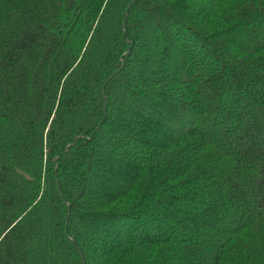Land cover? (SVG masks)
<instances>
[{
    "label": "trees",
    "instance_id": "trees-1",
    "mask_svg": "<svg viewBox=\"0 0 264 264\" xmlns=\"http://www.w3.org/2000/svg\"><path fill=\"white\" fill-rule=\"evenodd\" d=\"M116 97L160 134L108 146ZM108 152L130 175L90 201ZM85 225L99 264H264V0H0V264H97Z\"/></svg>",
    "mask_w": 264,
    "mask_h": 264
},
{
    "label": "rangeland",
    "instance_id": "rangeland-1",
    "mask_svg": "<svg viewBox=\"0 0 264 264\" xmlns=\"http://www.w3.org/2000/svg\"><path fill=\"white\" fill-rule=\"evenodd\" d=\"M140 13V12H139ZM138 13V14H139ZM140 17V16H139ZM140 21L143 23L144 27L142 29V38L140 41V50L143 51L144 56L140 57V62L137 66H135L128 78L131 79L136 85L140 86L141 89L147 91V93H150V90H152L154 79L152 78L153 73L156 72V67L161 62V53H160V46L164 45V41L158 42L156 39L157 36V28L159 26L153 24V20L151 18H148V15H143ZM155 22V20H154ZM107 26L110 30L108 33V37H110V34L112 35V32H114V29L111 28L110 24H96L93 31L97 28H104ZM109 26V27H108ZM90 38H94V33L90 35ZM222 47L224 52L226 53V50L229 48V46L226 44V42H221L218 44ZM95 47L99 49H103L104 47L100 44H91L89 47ZM223 50H219L220 52H223ZM212 62H207L206 64H202V67L206 71L210 66H212ZM127 73L129 70L126 71ZM200 73L203 74V71ZM155 86V85H154ZM157 90H159L158 86H156L155 90L153 89L154 93L157 94ZM114 100V103L116 106L114 107L115 110L119 111V116L116 120H111V129H114V133H110V136H108L105 139V143L109 146H114L118 142V138L124 137L127 135L128 137H135L134 135L136 133L139 134V136L144 135L149 136L152 138V135L160 134V128L158 126L150 125V127H146L144 124H148L149 122L146 121L147 115L145 114L143 109L136 108L134 104L131 102H125L118 100V102ZM128 101V100H127ZM223 125V120L222 123ZM134 134V135H133ZM104 143V144H105ZM104 152V151H103ZM123 159L118 158L115 160L111 153H101V164H103V167L98 168L99 171H93L90 174L89 182L91 184V192H89L90 197L89 200H94L99 195V187L102 188L104 191L107 192H115L120 187H122L121 182L126 180V178L130 175L127 167L125 164H122ZM103 162V163H102ZM121 162V164H120ZM124 163V162H123ZM96 173L102 176V179H93L94 175L96 176ZM92 175V176H91ZM91 180V181H90ZM97 182V183H96ZM77 189L74 187L72 188V192L76 193ZM78 192V191H77ZM170 219V218H167ZM166 218L163 219V221H167ZM79 230L82 234H84V240L86 243V246L90 249L92 258H95V263L99 264V261L101 262V259H99L98 253H97V246L100 242V238L98 236L94 235V229H91V225H85L80 226ZM164 232L167 235H170V231H167L166 229L159 230V233L161 235H164ZM185 230L181 229V232L179 233V238L185 235ZM95 242V243H94ZM94 243V247H91L90 245Z\"/></svg>",
    "mask_w": 264,
    "mask_h": 264
}]
</instances>
